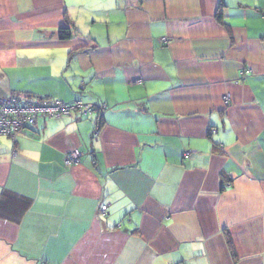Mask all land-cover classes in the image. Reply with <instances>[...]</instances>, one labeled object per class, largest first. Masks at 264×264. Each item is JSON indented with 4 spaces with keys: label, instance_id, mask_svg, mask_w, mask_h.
I'll list each match as a JSON object with an SVG mask.
<instances>
[{
    "label": "crops",
    "instance_id": "obj_1",
    "mask_svg": "<svg viewBox=\"0 0 264 264\" xmlns=\"http://www.w3.org/2000/svg\"><path fill=\"white\" fill-rule=\"evenodd\" d=\"M11 94L102 111L0 137V264H264V0H0Z\"/></svg>",
    "mask_w": 264,
    "mask_h": 264
},
{
    "label": "built area",
    "instance_id": "obj_2",
    "mask_svg": "<svg viewBox=\"0 0 264 264\" xmlns=\"http://www.w3.org/2000/svg\"><path fill=\"white\" fill-rule=\"evenodd\" d=\"M101 111V105L85 103L82 100L66 103L57 98H24L15 94L0 96V137L15 139L17 135L26 134L27 127L34 126L39 118H58L73 112L84 115L93 112L100 114ZM80 156V150L74 148L65 154L64 164H75L79 162ZM106 207L102 205L100 212L105 213Z\"/></svg>",
    "mask_w": 264,
    "mask_h": 264
},
{
    "label": "trees",
    "instance_id": "obj_3",
    "mask_svg": "<svg viewBox=\"0 0 264 264\" xmlns=\"http://www.w3.org/2000/svg\"><path fill=\"white\" fill-rule=\"evenodd\" d=\"M215 16H216V19H218L220 22H222L221 21V7H219L217 9V12H216V15ZM70 36H71V31H70L69 27H61V28L58 29V37L59 38H61V39H67ZM36 124H37V121H36ZM36 124L34 126L27 127L26 134L33 135V133L30 132V130L31 129H34V127L36 126ZM32 131H34V130H32ZM226 239H227V242H228V244L230 246L231 253H232V255H234V252H233L232 247H231V241L228 238V236H227Z\"/></svg>",
    "mask_w": 264,
    "mask_h": 264
}]
</instances>
